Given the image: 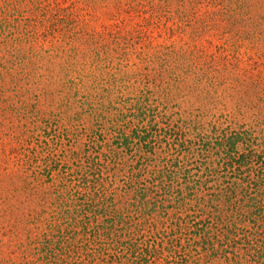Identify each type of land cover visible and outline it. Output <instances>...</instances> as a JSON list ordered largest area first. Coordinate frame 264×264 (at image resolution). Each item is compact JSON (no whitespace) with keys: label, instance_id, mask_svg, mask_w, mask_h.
I'll use <instances>...</instances> for the list:
<instances>
[{"label":"rangeland","instance_id":"rangeland-1","mask_svg":"<svg viewBox=\"0 0 264 264\" xmlns=\"http://www.w3.org/2000/svg\"><path fill=\"white\" fill-rule=\"evenodd\" d=\"M117 1L0 0L8 20H17L18 30L29 25L37 39L34 43L20 34L22 41L10 54L0 47V142L8 143L6 155L12 160L1 166L18 167L19 145L8 136L13 132L24 145L29 142L39 160L51 154L59 166L74 168L71 156L63 153L80 152L92 131L123 127L122 114L137 99L161 114L159 120H185L208 130L244 129L264 146V100H259L264 82H253L264 81V0H204L196 13L193 0H172L171 12L160 21L128 6L129 1L124 6ZM89 46L97 49L89 51ZM164 61L168 69L159 74ZM194 61L209 63L213 86L194 75L182 77ZM146 72L147 79L140 75ZM172 72L179 77L169 78ZM21 189L18 182L0 184V247L5 250L11 242L8 253L14 259L19 253L13 246L33 226L22 214L47 216ZM191 209L190 214L197 212ZM189 219L199 222L198 216ZM224 244L206 250L205 241L184 259L162 249V255L122 264H241Z\"/></svg>","mask_w":264,"mask_h":264},{"label":"trees","instance_id":"trees-1","mask_svg":"<svg viewBox=\"0 0 264 264\" xmlns=\"http://www.w3.org/2000/svg\"><path fill=\"white\" fill-rule=\"evenodd\" d=\"M126 1L159 21L171 12L172 0H118L116 5L124 6ZM202 1H192L193 13ZM2 7L4 53L15 50L22 41L20 34L37 43L36 31L29 25L18 30L17 20L11 23ZM71 51L78 54L75 47ZM207 64L194 61L182 77L194 75L213 86L215 77L209 75ZM167 69L164 61L159 74ZM172 74L169 78L179 77ZM140 75L147 79L149 73ZM126 110L120 113L123 127L92 131L80 152H62L71 156L74 168L67 163L59 166L60 160L51 154L39 160L29 142L25 146L19 135H8L19 145L18 167L0 165V184L10 181L16 186L18 182L20 191L32 196L47 216L22 214L25 224L33 226L13 246L17 259L9 254L11 242L5 243V250L0 247V264H122L162 255L163 250L184 259L193 257L189 252L205 241L206 250L224 242L241 264H264L260 261L264 259V146L244 129L213 126L208 130L185 120H159L162 115L138 99ZM7 145L0 142V162L11 160ZM193 206L197 212L190 214ZM197 216L199 222L186 221Z\"/></svg>","mask_w":264,"mask_h":264}]
</instances>
